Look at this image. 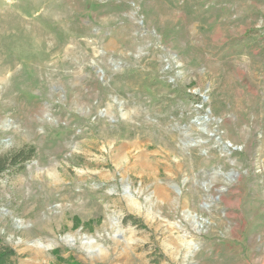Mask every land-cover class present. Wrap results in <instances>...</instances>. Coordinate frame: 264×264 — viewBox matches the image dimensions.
I'll use <instances>...</instances> for the list:
<instances>
[{
    "label": "rangeland",
    "instance_id": "1",
    "mask_svg": "<svg viewBox=\"0 0 264 264\" xmlns=\"http://www.w3.org/2000/svg\"><path fill=\"white\" fill-rule=\"evenodd\" d=\"M29 146L15 264H264V0H0V156Z\"/></svg>",
    "mask_w": 264,
    "mask_h": 264
},
{
    "label": "trees",
    "instance_id": "2",
    "mask_svg": "<svg viewBox=\"0 0 264 264\" xmlns=\"http://www.w3.org/2000/svg\"><path fill=\"white\" fill-rule=\"evenodd\" d=\"M35 154L32 146L20 148L8 155L0 156V175L12 168H21L25 162L29 161ZM123 223H130L143 227L142 221L134 216L128 215L123 219ZM16 252L7 246H3L0 240V264H15L13 259Z\"/></svg>",
    "mask_w": 264,
    "mask_h": 264
}]
</instances>
